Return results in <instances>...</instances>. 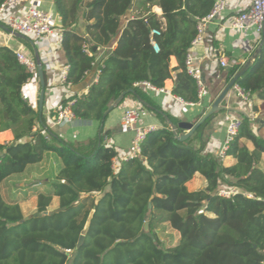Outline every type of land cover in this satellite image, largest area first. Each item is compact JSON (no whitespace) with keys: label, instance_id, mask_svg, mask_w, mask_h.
<instances>
[{"label":"trees","instance_id":"obj_1","mask_svg":"<svg viewBox=\"0 0 264 264\" xmlns=\"http://www.w3.org/2000/svg\"><path fill=\"white\" fill-rule=\"evenodd\" d=\"M5 1L0 0V7ZM213 5L214 0H54L69 68L66 85L84 81L95 67V48L111 47L120 35L116 48L99 64L98 81L88 94L63 101L76 100L75 116L101 125L97 137L83 143L56 135L43 114L25 101L23 88L38 75L30 74L13 50L0 47V133L11 131L14 136L12 143L0 144V264H263L264 139L244 119L226 152L236 164L225 166L205 151L206 144L199 148L194 144L212 119L181 142L180 121L137 86L147 82L164 89L167 81L174 80L172 95L188 104L199 103L186 57L198 21ZM155 6L162 10L161 16L152 12ZM134 8L139 13L122 30L121 18ZM80 19L84 33L76 31ZM0 25L4 26L1 20ZM155 29L160 36H152ZM240 71L230 70L229 83ZM236 85L264 99V46ZM123 93L154 110L162 126L147 134L139 157L114 170L118 152L108 145L111 133L104 124ZM245 140L253 143V150L242 143ZM48 153H55L61 162L56 182L47 194L37 196L35 214L25 216L19 202L4 200L2 184L29 165L43 162ZM197 174L206 186L190 191L187 184ZM223 183L240 192L221 197ZM54 198L58 208L51 211ZM159 225L179 233L176 246L162 245L156 234Z\"/></svg>","mask_w":264,"mask_h":264},{"label":"crops","instance_id":"obj_2","mask_svg":"<svg viewBox=\"0 0 264 264\" xmlns=\"http://www.w3.org/2000/svg\"><path fill=\"white\" fill-rule=\"evenodd\" d=\"M36 5L40 9L55 16L54 30L49 37V42L53 47L50 48L48 43L37 41L27 36L20 35V37H17L3 25H0V47H7L15 53L22 52L29 58L34 59L36 63L37 59H39L43 66L46 80L45 101L42 114L47 126L56 135L69 142H88L97 137L101 128L99 122L88 124V122L79 120L75 124L65 123L62 126H54L52 115L55 108L63 103L64 100L73 96L82 97L83 95L85 96L88 94L91 86L96 83L99 64H102L110 52L116 48L118 37L120 35L113 42L111 47L96 50L95 67L93 71L87 75L84 81L76 86L66 85L65 74H67L69 68L66 64L62 45L58 42V38L62 35V31L60 29V20L56 14L54 0H36ZM245 8L246 4L241 3L239 0H229L226 12L221 18L208 26L205 31L203 43L193 50L194 65L202 71L208 91V96L202 105H183L177 103L171 94L174 80L166 82L163 92H150L145 89L150 98L162 108L163 111L179 120L180 123H193L195 118H197L205 108H207V111L229 84L228 77L230 70L233 68H239L242 71L247 66L250 68L256 61L257 56L261 53L264 45H262L263 37L260 36V34L253 29L240 31L233 27L234 19ZM12 12H14V10L8 11L7 15ZM152 12L159 16L162 15V10L158 6L153 7ZM138 13L139 11L134 8L121 18L122 30L126 28L128 22L134 19ZM0 20L3 22V19ZM84 26L85 24L83 20L80 19L76 31L84 33ZM36 53L38 54V58ZM222 61L227 63L226 67H222ZM171 65L172 67L177 66V60L175 58L171 59ZM40 92L41 85L39 78L38 76H33L23 88V96L25 101H27L38 112H40ZM220 106L222 110L209 122L200 138L194 143L197 148L204 143L206 144L205 151L218 157L226 138V120L229 118H239L242 121L247 119L253 133L258 138L264 139V99L260 97V93L251 95L250 103H247L244 102L232 88ZM129 108H145L147 110L148 115L142 120V126H154L156 128L162 126L161 118L157 113H155L154 110L147 108L133 96H127L123 104L119 106H115L114 104L112 106V111H110L107 116L104 127L105 130L110 131L111 133L107 142L109 146L114 147L118 152L117 158L119 160H122L130 151L134 137L133 132L125 129L121 125L122 114ZM183 134H186V132L184 131L181 133V135ZM13 140L14 136L11 131L0 133V144H9L12 143ZM242 143L249 150L254 149L252 142L245 140L242 141ZM222 161L225 166L236 164V160L232 157H224ZM60 165L61 162L55 153L46 154L43 162L29 165L23 174L12 176L3 182L2 195L4 200L6 202H19L25 216L33 215L26 214L24 211L25 206L32 204V208L35 210L34 213L36 212L37 196L39 194H47L50 191V185L56 182ZM198 175L200 174L195 175L193 180L187 184L190 191H198L205 188V179L201 175L202 178ZM196 180L199 181L200 186L198 188H192V183ZM228 188L229 187H227L225 183L221 186V189ZM5 191L9 194L10 200L5 198ZM97 198H99V195ZM57 208L58 199L54 198L50 210L55 211ZM179 239L180 235L178 241Z\"/></svg>","mask_w":264,"mask_h":264},{"label":"built area","instance_id":"obj_3","mask_svg":"<svg viewBox=\"0 0 264 264\" xmlns=\"http://www.w3.org/2000/svg\"><path fill=\"white\" fill-rule=\"evenodd\" d=\"M241 3L246 4V8L237 15L234 19L233 27L240 31H247L250 29L255 30L264 39V0H239ZM229 0H214V5L208 16L198 21L197 36L192 42L191 48L186 57V67L188 74L193 77L197 83L198 88V105H202L206 97L208 96L207 87L203 78L202 71L196 68L194 65L193 50L204 41L205 31L209 25L213 24L226 12ZM14 10V12H7ZM0 19H3L4 26L13 34H19L33 38L37 41L48 43L49 47L53 45L49 42V37L52 35L55 26V16L51 13L44 11L37 7L36 0H6L0 7ZM160 31L152 30V36H160ZM58 42L62 43V35L59 36ZM153 49L158 52L159 46L155 41H152ZM84 52L93 56V52L84 46ZM17 59L19 63L26 67L30 74H37V63L34 59L29 58L24 53H17ZM222 67H226L225 61L221 62ZM65 74V80H66ZM100 71L97 73L96 82L98 81ZM137 86H142L150 92H163V89H157L150 83H142ZM233 90L237 92L240 98L247 103H250V93L245 92L240 87L235 85ZM174 100L177 103L188 105L181 98L173 95ZM76 100H72L65 104H59L52 115V122L54 126H62L65 123L75 124L79 119L73 112V106ZM194 105V104H190ZM148 112L145 108L126 109L121 117V125L134 133V137L131 143V149L128 154L119 160L115 158L113 160L112 167L114 170H118L120 163L128 161L140 156L141 144L145 140L148 133L156 130L154 126H142L141 122L146 118ZM226 138L221 151L218 154L219 159L226 157V152L229 150V146L234 138L237 136L241 126L242 120L239 118H229L226 120ZM240 192L237 188L220 189L219 195L221 197L230 198ZM249 198H253V195L248 194ZM70 252V251H68ZM264 264V262H263Z\"/></svg>","mask_w":264,"mask_h":264},{"label":"water","instance_id":"obj_4","mask_svg":"<svg viewBox=\"0 0 264 264\" xmlns=\"http://www.w3.org/2000/svg\"><path fill=\"white\" fill-rule=\"evenodd\" d=\"M17 37H20L19 34H14ZM262 45H264V39L262 41ZM96 48H95V52H96ZM37 54V53H36ZM37 58H38V54H37ZM249 66H247L244 70H242L241 72H239L232 80L231 82L226 86V88L224 89V91L220 94V96L215 100V102L210 106V108L204 113V115L202 116V118L196 123H188V122H182L179 124V128L183 129L186 134H183L181 136H177L178 140L181 142H184L186 140H188L190 137H192L197 130L203 125L205 124V122L208 119H213L216 114H218L222 108H221V103L223 102V100L225 99V97L230 93V91L232 90V88L236 85V82L239 78H241L247 71H248ZM37 75L40 81V85H41V92H40V97H39V111L40 113H42L43 110V106H44V101H45V92H46V80H45V74L43 71V66L41 64V62L39 61V59H37ZM132 92V91H130ZM126 93H123L116 101H115V106H119L122 101L124 100V98L126 97ZM112 110V108H111ZM175 130V129H174ZM47 214V213H46ZM92 217V216H91ZM90 217V219H91ZM90 221L87 224L86 229L89 226ZM145 230H148V225H145ZM84 241V235H82L80 237L79 240V245H81Z\"/></svg>","mask_w":264,"mask_h":264},{"label":"rangeland","instance_id":"obj_5","mask_svg":"<svg viewBox=\"0 0 264 264\" xmlns=\"http://www.w3.org/2000/svg\"><path fill=\"white\" fill-rule=\"evenodd\" d=\"M199 177H201L200 175H198ZM202 178V177H201ZM204 180V179H203ZM200 186V183L198 180H196L194 183H192V188H198ZM6 189V187H5ZM5 198L7 200L9 199V194L5 191L4 193ZM33 205L32 204H28L25 206L24 211L26 212V214H35L33 210ZM156 234L158 235V238L160 239L162 245L165 248H172L177 244L179 235L176 231H174L173 229H171L168 225H159L157 227L156 230Z\"/></svg>","mask_w":264,"mask_h":264}]
</instances>
